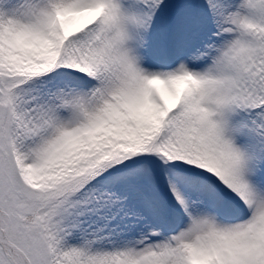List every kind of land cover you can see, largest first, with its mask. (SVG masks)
Wrapping results in <instances>:
<instances>
[{"label": "snow or ice", "instance_id": "6c2138e0", "mask_svg": "<svg viewBox=\"0 0 264 264\" xmlns=\"http://www.w3.org/2000/svg\"><path fill=\"white\" fill-rule=\"evenodd\" d=\"M0 264H264V0H0Z\"/></svg>", "mask_w": 264, "mask_h": 264}]
</instances>
